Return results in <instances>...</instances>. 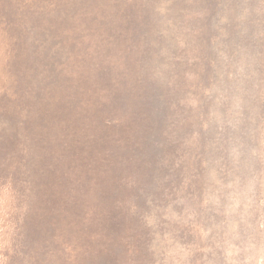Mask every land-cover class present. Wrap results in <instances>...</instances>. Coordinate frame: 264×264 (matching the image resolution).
I'll return each instance as SVG.
<instances>
[{
  "label": "rangeland",
  "instance_id": "1",
  "mask_svg": "<svg viewBox=\"0 0 264 264\" xmlns=\"http://www.w3.org/2000/svg\"><path fill=\"white\" fill-rule=\"evenodd\" d=\"M0 264H264V0H0Z\"/></svg>",
  "mask_w": 264,
  "mask_h": 264
}]
</instances>
